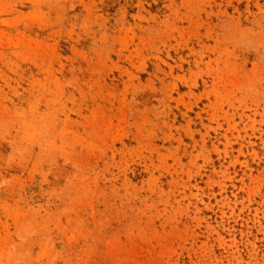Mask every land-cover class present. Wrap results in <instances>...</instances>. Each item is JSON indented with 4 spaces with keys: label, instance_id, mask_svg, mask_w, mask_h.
I'll list each match as a JSON object with an SVG mask.
<instances>
[{
    "label": "rangeland",
    "instance_id": "1",
    "mask_svg": "<svg viewBox=\"0 0 264 264\" xmlns=\"http://www.w3.org/2000/svg\"><path fill=\"white\" fill-rule=\"evenodd\" d=\"M0 264H264V0H0Z\"/></svg>",
    "mask_w": 264,
    "mask_h": 264
}]
</instances>
